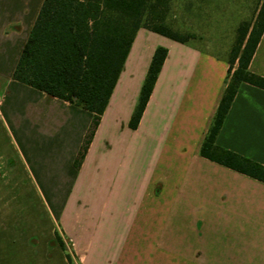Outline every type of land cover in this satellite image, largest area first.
Instances as JSON below:
<instances>
[{
  "label": "crops",
  "instance_id": "0c3cea01",
  "mask_svg": "<svg viewBox=\"0 0 264 264\" xmlns=\"http://www.w3.org/2000/svg\"><path fill=\"white\" fill-rule=\"evenodd\" d=\"M43 1L0 0V264H71L59 230L79 264H264V182L200 153L250 21L223 54L140 27L76 167L94 114L13 78ZM249 70L264 77V31ZM216 143L264 166V88L240 84Z\"/></svg>",
  "mask_w": 264,
  "mask_h": 264
},
{
  "label": "trees",
  "instance_id": "16d2710c",
  "mask_svg": "<svg viewBox=\"0 0 264 264\" xmlns=\"http://www.w3.org/2000/svg\"><path fill=\"white\" fill-rule=\"evenodd\" d=\"M168 0H44L16 65L13 78L69 101L94 114L75 160L79 167L121 74L140 27L186 42L189 36L161 20ZM264 31V0L253 21L243 22L229 56L227 85L200 153L264 182V166L220 147L217 135L242 82L264 88V77L249 63ZM168 49L159 46L151 60L130 120L136 128L149 101ZM237 65L235 66V64ZM61 246L66 243L58 234ZM67 258L76 264L70 253Z\"/></svg>",
  "mask_w": 264,
  "mask_h": 264
},
{
  "label": "rangeland",
  "instance_id": "374dc122",
  "mask_svg": "<svg viewBox=\"0 0 264 264\" xmlns=\"http://www.w3.org/2000/svg\"><path fill=\"white\" fill-rule=\"evenodd\" d=\"M258 1L168 0L163 7L161 21L174 31L188 35L193 44L223 54L233 43L238 25L245 19L253 21ZM46 196L49 199V195ZM58 234L63 238L60 230ZM62 249L66 255L70 253L74 262L79 264L67 240L66 249ZM43 250H49L48 246Z\"/></svg>",
  "mask_w": 264,
  "mask_h": 264
}]
</instances>
